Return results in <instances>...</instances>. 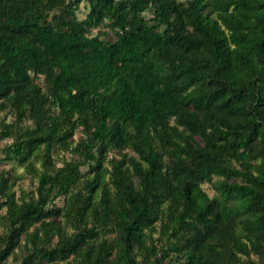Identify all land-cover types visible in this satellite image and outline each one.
Here are the masks:
<instances>
[{"label":"trees","instance_id":"trees-1","mask_svg":"<svg viewBox=\"0 0 264 264\" xmlns=\"http://www.w3.org/2000/svg\"><path fill=\"white\" fill-rule=\"evenodd\" d=\"M5 140L0 264H264V0H0Z\"/></svg>","mask_w":264,"mask_h":264},{"label":"rangeland","instance_id":"rangeland-1","mask_svg":"<svg viewBox=\"0 0 264 264\" xmlns=\"http://www.w3.org/2000/svg\"><path fill=\"white\" fill-rule=\"evenodd\" d=\"M82 14H85V13H82ZM78 135V134H77ZM79 137V135L77 136V138ZM11 140H5L4 142L0 143V157H2V149L3 147L10 143ZM131 154V153H129ZM110 158L112 157H118V153L116 151H111V153L109 154ZM60 159L62 160V158L64 159H71V155L66 153V154H61V156H59ZM57 165L58 166H61L62 165V161H58L57 162ZM85 167L82 168V170L85 172ZM3 170H6L8 172H11L12 175L11 176H15L17 175V178L19 177L18 181L16 182V187H15V192L17 194V197L20 199V196H26L27 197V200H29L30 198V194L31 193H34L35 192V189H36V185H37V179L35 177H32L30 174L28 173H24V167L23 166H20L18 164H16L15 162H3L0 164V171H3ZM83 172V173H84ZM217 179V178H215ZM204 189L205 190H208V194L211 195V196H214V192L211 189V186L206 184L204 186ZM35 194V193H34ZM55 204L58 206V207H63L65 205V202H64V197H60L56 202ZM5 212H6V208H4L2 210V214L4 213L5 215ZM1 218H0V222H1ZM3 232V227L0 226V233ZM9 263L10 264H13L15 263L14 259L11 258L9 260Z\"/></svg>","mask_w":264,"mask_h":264}]
</instances>
